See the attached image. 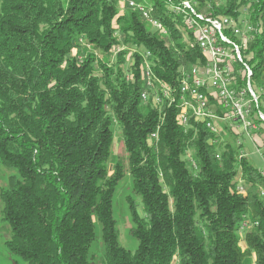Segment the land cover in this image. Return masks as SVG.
<instances>
[{
  "label": "trees",
  "instance_id": "obj_1",
  "mask_svg": "<svg viewBox=\"0 0 264 264\" xmlns=\"http://www.w3.org/2000/svg\"><path fill=\"white\" fill-rule=\"evenodd\" d=\"M165 3L146 5L168 36L151 31L142 12L121 14L119 0H0V178L1 167L17 172L0 199L6 246L27 264H264L260 169L231 144L218 159L204 126L186 129L177 108L141 97L142 50L166 82L201 58ZM209 12L244 14L260 28L251 68L264 82V0H225ZM116 128L127 157L110 169ZM126 173L145 211L127 198L135 250L120 243L113 208ZM240 178L246 194L236 190ZM245 218L258 225L243 247ZM98 227L101 255L91 251Z\"/></svg>",
  "mask_w": 264,
  "mask_h": 264
},
{
  "label": "built area",
  "instance_id": "obj_2",
  "mask_svg": "<svg viewBox=\"0 0 264 264\" xmlns=\"http://www.w3.org/2000/svg\"><path fill=\"white\" fill-rule=\"evenodd\" d=\"M119 1L124 8L147 12V18H150V25L147 26L151 31L162 36L169 35L167 29L159 27L156 17H148V7H143L141 2ZM165 1L169 4L171 15L181 24L185 42L196 46L201 58L196 67L181 66L175 82H166L154 73L152 53L142 50L140 68L145 84L142 99L146 102L151 100L153 106L160 110L163 107L177 108L178 123L186 129L193 124L204 126L212 134L209 143L217 148L218 159L227 144L237 149L238 160L255 154L249 145L254 146L255 152L264 159V82H257L256 71H251V64L258 62L253 59L251 43L260 28L241 18L209 12L213 3L219 6L225 0ZM119 50L121 47L116 52ZM153 79H160L163 90H156ZM222 135H230V143H222ZM155 140H158V129L152 132L149 142L152 144ZM186 157L191 168L197 169L191 151ZM239 169L242 170L241 167ZM258 169L264 174V166ZM236 190L246 194L243 178L239 179ZM255 225L258 222L245 218L239 231L241 238L244 239ZM172 264H179V260H174Z\"/></svg>",
  "mask_w": 264,
  "mask_h": 264
},
{
  "label": "rangeland",
  "instance_id": "obj_3",
  "mask_svg": "<svg viewBox=\"0 0 264 264\" xmlns=\"http://www.w3.org/2000/svg\"><path fill=\"white\" fill-rule=\"evenodd\" d=\"M150 1V2H149ZM154 0H148L149 3H153ZM120 13L122 14L125 8L120 4L119 6ZM243 11V8H241ZM244 19V14L241 16V20ZM250 150L254 151V155L249 158L251 163L261 168L264 166V159L255 152V147L249 145ZM263 149V148H262ZM116 157H127L125 151L123 139L121 138V131L119 128L115 129V139L113 144V158L109 164L110 169L113 168L114 160ZM2 175L0 178V189L6 187L8 178L11 175H17L16 170L6 169L1 167ZM131 196L137 205L138 213L143 217L145 215L144 205L142 203L141 197L133 192L132 189V179L129 173H126L125 177L122 179L118 186V190L114 197V215L118 222V228L120 232V243L130 250H135L138 247V241L133 237L131 230L134 226L131 212L129 209L127 198ZM3 203L0 199V264H27L21 257L12 254L6 246V242L11 238V230L6 221L3 220ZM242 246L245 247V241L242 239ZM101 238H100V229L97 228V238L93 243L91 251L96 252L97 254H102Z\"/></svg>",
  "mask_w": 264,
  "mask_h": 264
},
{
  "label": "bare ground",
  "instance_id": "obj_4",
  "mask_svg": "<svg viewBox=\"0 0 264 264\" xmlns=\"http://www.w3.org/2000/svg\"><path fill=\"white\" fill-rule=\"evenodd\" d=\"M133 1L141 2V5H143V7H146V6L148 7V5H146V4H149L148 0H133ZM165 4L167 6V9L169 10L168 2L166 1ZM150 7H151V5H150ZM142 15L146 19L147 25H150V18H147V12H142ZM148 17H154L152 14L151 8L148 9ZM157 24L159 25V27L165 28L168 30V28H166L164 26V24L158 19H157ZM181 29H182V27H181ZM183 41H185V37H184ZM192 67H196V65H193ZM251 71H252V68H251ZM153 86H156V90H163V83H160V79H153ZM228 137H230V135H222V143H225ZM260 173H261L262 177L264 178V174H263L261 169H260Z\"/></svg>",
  "mask_w": 264,
  "mask_h": 264
},
{
  "label": "crops",
  "instance_id": "obj_5",
  "mask_svg": "<svg viewBox=\"0 0 264 264\" xmlns=\"http://www.w3.org/2000/svg\"><path fill=\"white\" fill-rule=\"evenodd\" d=\"M228 138H229V137H228ZM228 138H227V139H228ZM252 156H253V155H252Z\"/></svg>",
  "mask_w": 264,
  "mask_h": 264
}]
</instances>
